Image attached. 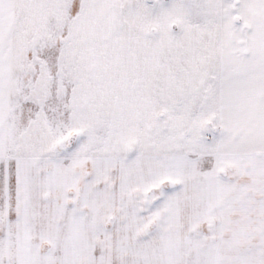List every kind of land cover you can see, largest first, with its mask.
<instances>
[{"label":"snow or ice","instance_id":"6c2138e0","mask_svg":"<svg viewBox=\"0 0 264 264\" xmlns=\"http://www.w3.org/2000/svg\"><path fill=\"white\" fill-rule=\"evenodd\" d=\"M0 264H264V0H0Z\"/></svg>","mask_w":264,"mask_h":264}]
</instances>
